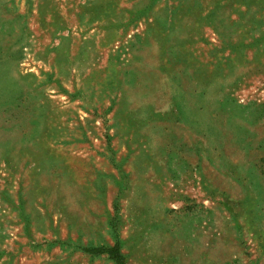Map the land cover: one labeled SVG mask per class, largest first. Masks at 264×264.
Instances as JSON below:
<instances>
[{
    "label": "rangeland",
    "instance_id": "374dc122",
    "mask_svg": "<svg viewBox=\"0 0 264 264\" xmlns=\"http://www.w3.org/2000/svg\"><path fill=\"white\" fill-rule=\"evenodd\" d=\"M0 264H264V0H0Z\"/></svg>",
    "mask_w": 264,
    "mask_h": 264
}]
</instances>
